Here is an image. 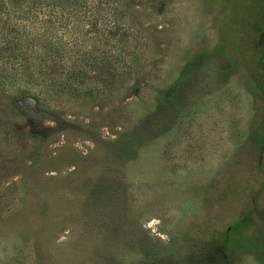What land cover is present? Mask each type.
I'll list each match as a JSON object with an SVG mask.
<instances>
[{
	"label": "rangeland",
	"instance_id": "rangeland-1",
	"mask_svg": "<svg viewBox=\"0 0 264 264\" xmlns=\"http://www.w3.org/2000/svg\"><path fill=\"white\" fill-rule=\"evenodd\" d=\"M246 2L120 0L83 86L0 79V264H188L244 218L264 243L263 34L233 30Z\"/></svg>",
	"mask_w": 264,
	"mask_h": 264
},
{
	"label": "trees",
	"instance_id": "trees-1",
	"mask_svg": "<svg viewBox=\"0 0 264 264\" xmlns=\"http://www.w3.org/2000/svg\"><path fill=\"white\" fill-rule=\"evenodd\" d=\"M119 1L18 0V5L10 11L1 9L0 79L5 82L24 78L34 83L31 87L36 92L43 89L41 87L54 90L53 86L60 87L63 83L73 90L76 89L73 85L83 86L85 78L95 77H89L88 72L97 70L99 73L103 70V64L97 62L103 57V52L97 54L100 47L112 41L115 43L118 40L115 41L114 36L117 33L121 35V25L126 21ZM218 1L225 4L236 0ZM246 1L245 11L250 16L246 17L241 11L243 8L235 11L233 16L237 18L234 20H238L233 30L237 33L236 44L245 40L250 28L263 34L252 65L256 71L253 81L264 97V0ZM238 37L242 41H238ZM74 55L80 65L88 69L65 65L61 67V72H57L55 62L64 59V63H67L65 57ZM201 60L194 58L186 64L181 72L182 77ZM220 67L223 68V65ZM20 90L25 92L24 89ZM246 220L244 218L229 231L201 239L195 251L190 253L192 257L187 263L231 264L230 258L238 249L249 251L258 262L264 264V243L258 237L247 234L245 229L250 225Z\"/></svg>",
	"mask_w": 264,
	"mask_h": 264
}]
</instances>
